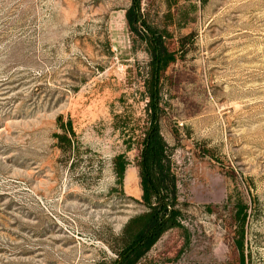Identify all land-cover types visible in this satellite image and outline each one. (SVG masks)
Listing matches in <instances>:
<instances>
[{"label": "rangeland", "instance_id": "obj_1", "mask_svg": "<svg viewBox=\"0 0 264 264\" xmlns=\"http://www.w3.org/2000/svg\"><path fill=\"white\" fill-rule=\"evenodd\" d=\"M131 3L0 0V264H110L145 210L149 57L126 23ZM140 12L174 57L160 131L180 225L136 264H264V0H141ZM114 114L137 130L130 149Z\"/></svg>", "mask_w": 264, "mask_h": 264}, {"label": "trees", "instance_id": "obj_2", "mask_svg": "<svg viewBox=\"0 0 264 264\" xmlns=\"http://www.w3.org/2000/svg\"><path fill=\"white\" fill-rule=\"evenodd\" d=\"M131 1L125 12L126 23L144 44L149 57L142 92L146 99V121L138 138L140 148L137 160L141 201L145 210L131 217L124 225L116 258L110 264H136L165 231L180 225V214L175 207L176 184L171 172L169 148L160 131V119L164 114L161 77L169 63L174 61L173 52L165 46L164 34L149 24L140 12L141 0ZM113 119V125L122 134L126 149H130L137 141L136 128L129 126L130 119L125 115L114 114ZM61 128L62 134L58 138L67 147L63 149L73 153L75 147H78L75 133L70 124H61ZM127 165L123 153L113 158V170L119 185H122ZM241 212L240 207L237 212L239 222L243 221V217L240 218ZM241 259L244 264L243 257Z\"/></svg>", "mask_w": 264, "mask_h": 264}, {"label": "bare ground", "instance_id": "obj_3", "mask_svg": "<svg viewBox=\"0 0 264 264\" xmlns=\"http://www.w3.org/2000/svg\"><path fill=\"white\" fill-rule=\"evenodd\" d=\"M125 180H127L128 182L131 181V179H130V174H129V173H128L127 176L125 177ZM131 183H133V182H131ZM136 185L138 186V180H137V179H136Z\"/></svg>", "mask_w": 264, "mask_h": 264}]
</instances>
